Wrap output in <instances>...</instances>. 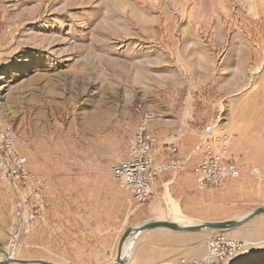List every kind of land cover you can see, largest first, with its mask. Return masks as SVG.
Wrapping results in <instances>:
<instances>
[{
  "label": "rangeland",
  "instance_id": "obj_1",
  "mask_svg": "<svg viewBox=\"0 0 264 264\" xmlns=\"http://www.w3.org/2000/svg\"><path fill=\"white\" fill-rule=\"evenodd\" d=\"M145 114L158 137L183 128V141L197 144L211 125L214 135L232 134L226 156L258 166L263 178L211 189L174 183L138 204L108 168L124 157ZM3 129L36 185L7 180L0 166L2 256L10 250L18 260L103 264L99 248L113 262L128 227L169 221L155 208L165 196L178 206L176 223L191 225L264 207V0H0ZM35 192L43 206L31 226H21ZM71 214L113 224L116 238L97 246L93 223L68 224ZM151 232L161 241L184 233L177 236H190L201 250L160 264L202 260L219 238L239 247L207 264H264V214L227 231ZM131 251L128 264H144Z\"/></svg>",
  "mask_w": 264,
  "mask_h": 264
},
{
  "label": "built area",
  "instance_id": "obj_2",
  "mask_svg": "<svg viewBox=\"0 0 264 264\" xmlns=\"http://www.w3.org/2000/svg\"><path fill=\"white\" fill-rule=\"evenodd\" d=\"M150 120L149 114H145L137 131L128 139L124 157L117 159L108 168V173L117 185L130 192L133 200L138 204L142 205L158 197L157 182L168 172L178 173L189 169L196 176L199 187L203 189L219 188L225 182L243 176L263 178L262 170L258 166L238 163L237 160L226 156L227 143L232 139V134L221 132L219 135H214L212 129L214 126L211 127L212 125L203 131L192 150V155L200 154L202 157L192 167L187 166L185 159L161 158L159 154L164 148H167L172 155L177 153L183 130L179 129L167 137L158 138L150 129ZM24 165L25 158L16 153L12 132L8 129L0 130V166L3 177L6 176L9 180L11 175L21 176L22 182H30L31 185H34L35 175L26 173L23 170ZM10 186L16 187L13 182ZM17 192L18 190L15 191V194L20 207H22V198L21 195L17 196ZM34 198V211L29 217H20L21 226H31L35 215L43 206L40 193L35 192ZM234 243L219 238L217 243H211L210 249L214 252L212 255V252L209 251L202 260H192L187 263L183 260L171 264L214 263L220 256L230 257L233 249L239 247ZM209 254L212 257L207 258Z\"/></svg>",
  "mask_w": 264,
  "mask_h": 264
},
{
  "label": "crops",
  "instance_id": "obj_3",
  "mask_svg": "<svg viewBox=\"0 0 264 264\" xmlns=\"http://www.w3.org/2000/svg\"><path fill=\"white\" fill-rule=\"evenodd\" d=\"M180 130H184V129L181 128ZM185 132H186V129L183 131L182 138L184 137ZM155 134H157V132H155ZM157 136H159V134H157ZM158 138H164V137H158ZM182 138L179 142L177 153L172 155L167 150V148H164L161 154L159 155L163 159L173 158V157L179 158V159H185L187 160V163H186L187 166L192 167L197 162H199L202 159V157L200 154L192 155V150L196 146L195 139H192L191 141L189 139V142L186 143L185 141H183ZM187 171L191 173L192 177L189 175L179 176L180 172L165 173L163 177L159 179V181L157 182L158 193L159 194L160 192L164 193V191L168 189L169 186H172L174 183H176V185L183 186L187 189H195L199 187L197 180H196V176L191 172V170L189 169L185 170V172ZM159 194H158V197H159ZM77 218H79L81 222H85L86 225H88V222L93 223L92 229L96 233L98 232L101 233V238H99L98 240L96 239L97 246H99V243H100V246H103L104 243H106L108 246V244L113 242L114 237L116 238L115 232L113 230L114 225L113 224L106 225L104 220L100 221L98 218H96V216L94 219L88 215L81 214V215L73 217V215L71 214L70 216L69 215L66 216L65 222L68 224L69 223L74 224L77 222ZM177 235H185V234L176 233L175 235L168 236L166 239H164V241H161L159 239L161 238L159 233L151 232V230L141 233L140 235L137 236V238L134 241V245L132 249L133 250L132 259H134L135 262H140L144 264H160L162 262H166V260H168L170 257L179 258V259L180 258L193 259V258H196V256L197 257L200 256L201 250L198 247V245L195 244V240L193 238H191L190 236H177ZM155 239H159V241H156ZM117 244H116V249H117ZM96 252H97L96 257L98 260H100L99 262H102L103 264L104 263L113 264L112 262L113 259L111 260L109 257L106 259L101 257V250H99V248L96 249ZM101 259H104V260H101Z\"/></svg>",
  "mask_w": 264,
  "mask_h": 264
},
{
  "label": "water",
  "instance_id": "obj_4",
  "mask_svg": "<svg viewBox=\"0 0 264 264\" xmlns=\"http://www.w3.org/2000/svg\"><path fill=\"white\" fill-rule=\"evenodd\" d=\"M264 214V207H259L253 211L247 213L246 215L240 217L239 219L220 221V222H205L201 224H193L190 226H182L178 223L171 222L168 220H150L145 221L139 225L128 227L123 234L120 236L117 249L116 257L113 264H128L129 256H123L124 246L129 241L128 251L131 252L132 246L138 235L145 231L150 230H167L170 232H197L202 230H217V231H227L239 227L258 215ZM12 263L17 264H54L42 260L38 261H26L18 259H10ZM6 264V263H5Z\"/></svg>",
  "mask_w": 264,
  "mask_h": 264
},
{
  "label": "bare ground",
  "instance_id": "obj_5",
  "mask_svg": "<svg viewBox=\"0 0 264 264\" xmlns=\"http://www.w3.org/2000/svg\"><path fill=\"white\" fill-rule=\"evenodd\" d=\"M162 203V207H155L160 215L162 217L165 218H169V221L171 222H177V216L179 214V209L178 206H176V204L168 197L165 196L163 201H161ZM179 225L182 226H190L191 224L183 222V221H179L178 223ZM128 246H129V241L125 244L124 246V251H123V256H129L131 252L128 251ZM210 246V244H209ZM212 255V254H211ZM210 254L208 255L207 258H209L211 256ZM12 252L10 250H7L5 255L2 256L0 255V264H17V263H12L10 259H12Z\"/></svg>",
  "mask_w": 264,
  "mask_h": 264
}]
</instances>
